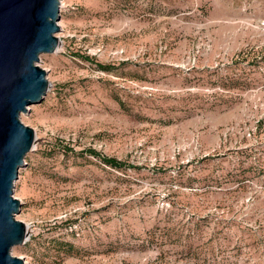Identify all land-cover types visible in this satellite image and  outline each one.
Returning <instances> with one entry per match:
<instances>
[{"label": "rangeland", "instance_id": "1", "mask_svg": "<svg viewBox=\"0 0 264 264\" xmlns=\"http://www.w3.org/2000/svg\"><path fill=\"white\" fill-rule=\"evenodd\" d=\"M60 1L13 254L264 264V0Z\"/></svg>", "mask_w": 264, "mask_h": 264}, {"label": "water", "instance_id": "2", "mask_svg": "<svg viewBox=\"0 0 264 264\" xmlns=\"http://www.w3.org/2000/svg\"><path fill=\"white\" fill-rule=\"evenodd\" d=\"M60 6V0H0V264H26L12 252L28 233L17 218L22 201L14 188L36 136L21 114L48 92L39 61L59 47Z\"/></svg>", "mask_w": 264, "mask_h": 264}, {"label": "trees", "instance_id": "3", "mask_svg": "<svg viewBox=\"0 0 264 264\" xmlns=\"http://www.w3.org/2000/svg\"><path fill=\"white\" fill-rule=\"evenodd\" d=\"M104 160L106 163L113 165V166H116V167H122L123 166L122 165L123 163L120 160L115 159V158L106 157Z\"/></svg>", "mask_w": 264, "mask_h": 264}, {"label": "built area", "instance_id": "4", "mask_svg": "<svg viewBox=\"0 0 264 264\" xmlns=\"http://www.w3.org/2000/svg\"><path fill=\"white\" fill-rule=\"evenodd\" d=\"M58 50V49H57ZM30 238L29 234L27 233L25 242Z\"/></svg>", "mask_w": 264, "mask_h": 264}, {"label": "bare ground", "instance_id": "5", "mask_svg": "<svg viewBox=\"0 0 264 264\" xmlns=\"http://www.w3.org/2000/svg\"><path fill=\"white\" fill-rule=\"evenodd\" d=\"M59 24H60V26L62 25L61 22H59ZM59 49H60V45H59V47H58V50H59Z\"/></svg>", "mask_w": 264, "mask_h": 264}]
</instances>
